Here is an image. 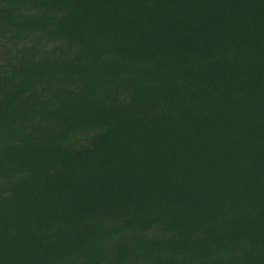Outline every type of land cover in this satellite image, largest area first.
I'll use <instances>...</instances> for the list:
<instances>
[{"label": "trees", "instance_id": "obj_1", "mask_svg": "<svg viewBox=\"0 0 264 264\" xmlns=\"http://www.w3.org/2000/svg\"><path fill=\"white\" fill-rule=\"evenodd\" d=\"M0 264H264V0H0Z\"/></svg>", "mask_w": 264, "mask_h": 264}]
</instances>
